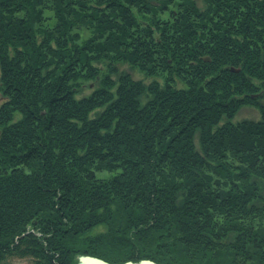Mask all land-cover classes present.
Returning <instances> with one entry per match:
<instances>
[{"label": "trees", "instance_id": "16d2710c", "mask_svg": "<svg viewBox=\"0 0 264 264\" xmlns=\"http://www.w3.org/2000/svg\"><path fill=\"white\" fill-rule=\"evenodd\" d=\"M263 100L264 0H0V264H264Z\"/></svg>", "mask_w": 264, "mask_h": 264}, {"label": "rangeland", "instance_id": "374dc122", "mask_svg": "<svg viewBox=\"0 0 264 264\" xmlns=\"http://www.w3.org/2000/svg\"><path fill=\"white\" fill-rule=\"evenodd\" d=\"M199 6L203 5L204 0H195ZM120 70L129 72L134 79H144L148 82L150 79H145L142 73L137 71L131 70L127 65H123L120 67ZM87 92V91H86ZM264 103V100L262 101ZM260 118V113L254 107H243L240 109L235 116L234 120L241 121V120H258ZM10 264H31V262L27 259H12Z\"/></svg>", "mask_w": 264, "mask_h": 264}, {"label": "water", "instance_id": "95a60500", "mask_svg": "<svg viewBox=\"0 0 264 264\" xmlns=\"http://www.w3.org/2000/svg\"><path fill=\"white\" fill-rule=\"evenodd\" d=\"M77 264H112V263L106 262V261L101 260L99 258L82 255V256L78 257ZM121 264H157V263L150 261V260H141L139 262L127 261V262H124Z\"/></svg>", "mask_w": 264, "mask_h": 264}, {"label": "bare ground", "instance_id": "6f19581e", "mask_svg": "<svg viewBox=\"0 0 264 264\" xmlns=\"http://www.w3.org/2000/svg\"><path fill=\"white\" fill-rule=\"evenodd\" d=\"M121 264V263H120Z\"/></svg>", "mask_w": 264, "mask_h": 264}]
</instances>
